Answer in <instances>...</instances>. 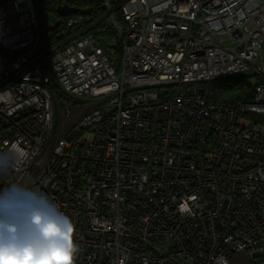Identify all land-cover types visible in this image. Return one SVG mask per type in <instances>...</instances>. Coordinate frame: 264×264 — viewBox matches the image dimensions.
<instances>
[{
  "label": "built area",
  "instance_id": "obj_1",
  "mask_svg": "<svg viewBox=\"0 0 264 264\" xmlns=\"http://www.w3.org/2000/svg\"><path fill=\"white\" fill-rule=\"evenodd\" d=\"M103 5L116 67L81 16L48 44L35 0L0 3V149L24 157L3 183L72 219L75 264H264V0Z\"/></svg>",
  "mask_w": 264,
  "mask_h": 264
},
{
  "label": "clouds",
  "instance_id": "obj_2",
  "mask_svg": "<svg viewBox=\"0 0 264 264\" xmlns=\"http://www.w3.org/2000/svg\"><path fill=\"white\" fill-rule=\"evenodd\" d=\"M21 152L0 149V264H75L72 219L29 179L3 183L24 160Z\"/></svg>",
  "mask_w": 264,
  "mask_h": 264
},
{
  "label": "trees",
  "instance_id": "obj_3",
  "mask_svg": "<svg viewBox=\"0 0 264 264\" xmlns=\"http://www.w3.org/2000/svg\"><path fill=\"white\" fill-rule=\"evenodd\" d=\"M40 13H49L50 22L54 24L53 31L46 29L50 32V35H45V39L50 40V44H55L56 40L61 36L63 24L66 18H60L57 15L56 9L66 4L69 8L73 9L75 16H81L84 21V29L88 30L91 35L97 37L101 43V47L104 52L110 57L114 66H119L120 52H119V40L117 39L114 30L109 29L104 23L106 18V11L104 9V0H36ZM67 1L69 3H67ZM57 25V26H56ZM110 41V44L108 42ZM213 90L214 100L216 103L223 104H236L238 101L244 99V95H249L252 84L249 82L246 84V91L241 87H223L222 83L215 81L209 83ZM228 86V85H224ZM234 89L235 93L223 95L224 90ZM223 89V90H221Z\"/></svg>",
  "mask_w": 264,
  "mask_h": 264
},
{
  "label": "rangeland",
  "instance_id": "obj_4",
  "mask_svg": "<svg viewBox=\"0 0 264 264\" xmlns=\"http://www.w3.org/2000/svg\"><path fill=\"white\" fill-rule=\"evenodd\" d=\"M35 2H36V6H37V12H38V15H39V17H40V21H41V34L43 33L44 35H46V34H48V32L46 31V29L45 28H43V24H44V22H45V20H48V21H50V15H49V13H40V7H39V5H38V3H37V1L35 0ZM67 3H69L68 1H67ZM108 44H110V41L108 42ZM263 51H264V46H263ZM249 78H251V76H247L246 77V75H243V76H240V77H233V78H227V79H223V80H220V81H223V82H225L226 84L225 85H228V86H224L223 84L221 85V86H223V87H231V86H233V87H236V88H238V87H241L242 89H245V91L247 90L246 89V84L248 83V79ZM221 90H223V89H221ZM54 92H55V94L57 95V93L59 92V93H62L63 94V97H69V96H67V94L66 93H64L62 90H61V88H59V87H55L54 86ZM223 92V95L225 96V95H228V94H230V93H235V90L234 89H228V90H224V91H222ZM70 99H71V102H73V103H76L77 101H79L78 99H82V98H71V97H69ZM89 105V103H83V107L82 108H86L87 106ZM58 119V116L57 115H55L54 116V121L56 122V120Z\"/></svg>",
  "mask_w": 264,
  "mask_h": 264
},
{
  "label": "water",
  "instance_id": "obj_5",
  "mask_svg": "<svg viewBox=\"0 0 264 264\" xmlns=\"http://www.w3.org/2000/svg\"><path fill=\"white\" fill-rule=\"evenodd\" d=\"M7 0H0V3H3ZM57 15L60 18H66L69 17L71 15V13H74L75 11L71 8H69L67 5H64L62 7H59L57 10Z\"/></svg>",
  "mask_w": 264,
  "mask_h": 264
},
{
  "label": "crops",
  "instance_id": "obj_6",
  "mask_svg": "<svg viewBox=\"0 0 264 264\" xmlns=\"http://www.w3.org/2000/svg\"><path fill=\"white\" fill-rule=\"evenodd\" d=\"M230 264H248V260L244 254L238 253L232 256Z\"/></svg>",
  "mask_w": 264,
  "mask_h": 264
},
{
  "label": "flooded vegetation",
  "instance_id": "obj_7",
  "mask_svg": "<svg viewBox=\"0 0 264 264\" xmlns=\"http://www.w3.org/2000/svg\"><path fill=\"white\" fill-rule=\"evenodd\" d=\"M56 26H57V25H56ZM84 32H85L86 34L91 35L90 32H89L88 30H84ZM50 34H51V33L48 32V34H46V35H50ZM43 35H44V34H43ZM92 36H93V35H92ZM44 37H45V35H44ZM97 39H98V38H97ZM49 42H50V40H48V44H50ZM102 49H103V48H102ZM79 103L81 104V103H83V101L81 100Z\"/></svg>",
  "mask_w": 264,
  "mask_h": 264
},
{
  "label": "bare ground",
  "instance_id": "obj_8",
  "mask_svg": "<svg viewBox=\"0 0 264 264\" xmlns=\"http://www.w3.org/2000/svg\"><path fill=\"white\" fill-rule=\"evenodd\" d=\"M53 29H54L53 27H52V28H50V31H53ZM49 33H50V32H49ZM70 97H71V96H70ZM71 98H73V97H71ZM78 100H80V99H78Z\"/></svg>",
  "mask_w": 264,
  "mask_h": 264
}]
</instances>
